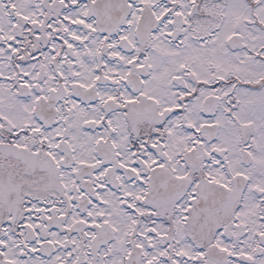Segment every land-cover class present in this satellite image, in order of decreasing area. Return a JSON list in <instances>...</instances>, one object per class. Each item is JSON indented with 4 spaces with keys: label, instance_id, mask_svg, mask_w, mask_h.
<instances>
[{
    "label": "snow or ice",
    "instance_id": "snow-or-ice-1",
    "mask_svg": "<svg viewBox=\"0 0 264 264\" xmlns=\"http://www.w3.org/2000/svg\"><path fill=\"white\" fill-rule=\"evenodd\" d=\"M0 264H264V0H0Z\"/></svg>",
    "mask_w": 264,
    "mask_h": 264
}]
</instances>
